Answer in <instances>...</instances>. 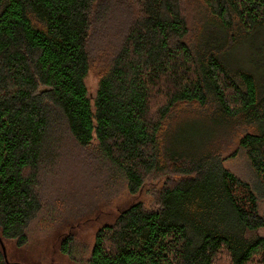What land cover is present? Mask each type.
<instances>
[{"label": "trees", "instance_id": "trees-1", "mask_svg": "<svg viewBox=\"0 0 264 264\" xmlns=\"http://www.w3.org/2000/svg\"><path fill=\"white\" fill-rule=\"evenodd\" d=\"M184 1L0 0V264H10L3 238L28 241L41 166L67 136L131 196L147 178L180 177L157 208L132 202L101 226L82 264H264L258 197L214 147L225 120L243 127L240 147L264 187V73L230 61L248 37L264 39V0H200L224 33L206 49L189 38ZM212 103L213 126L184 116ZM191 124L204 143L174 149V131ZM61 240L71 257L73 238Z\"/></svg>", "mask_w": 264, "mask_h": 264}, {"label": "rangeland", "instance_id": "rangeland-1", "mask_svg": "<svg viewBox=\"0 0 264 264\" xmlns=\"http://www.w3.org/2000/svg\"><path fill=\"white\" fill-rule=\"evenodd\" d=\"M184 7L191 30L189 38L195 40L201 49L207 48V40L214 35L223 36L217 20L200 0H185ZM245 42V46L243 44L241 49L230 54L231 64L263 75L264 39L257 34L248 37ZM98 84L99 73L92 66L86 78L91 99L96 95ZM182 109L185 117L213 126L209 120L217 114L215 104L205 108L184 106ZM225 121L216 129V155L221 157L228 171L253 187L260 213L264 216L261 176H258L246 150L239 144L244 128L232 121ZM182 126L174 131L171 141L174 149H188L192 144L197 148L204 143L205 134L200 128L193 124ZM59 148L57 157H53L47 166H41L38 191L43 208L31 223L28 241L23 246L13 239L3 238L1 241L10 264H82L89 259L96 232L101 226L113 223L119 212L132 202H140L149 210L157 208L159 193L180 179L172 172L167 176L147 178L140 193L131 196L125 180L111 172L104 173L106 168L102 165L97 166L83 159L89 148L83 151L78 149L70 136L64 138ZM65 234L73 238L71 257L61 251V239ZM258 235L264 237V229L259 230ZM216 264L227 263L220 260Z\"/></svg>", "mask_w": 264, "mask_h": 264}, {"label": "water", "instance_id": "water-1", "mask_svg": "<svg viewBox=\"0 0 264 264\" xmlns=\"http://www.w3.org/2000/svg\"><path fill=\"white\" fill-rule=\"evenodd\" d=\"M3 250H4V248H3Z\"/></svg>", "mask_w": 264, "mask_h": 264}, {"label": "bare ground", "instance_id": "bare-ground-1", "mask_svg": "<svg viewBox=\"0 0 264 264\" xmlns=\"http://www.w3.org/2000/svg\"><path fill=\"white\" fill-rule=\"evenodd\" d=\"M5 249V248H4Z\"/></svg>", "mask_w": 264, "mask_h": 264}]
</instances>
